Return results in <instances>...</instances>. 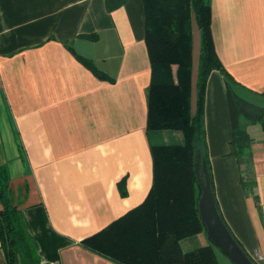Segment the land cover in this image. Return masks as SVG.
Segmentation results:
<instances>
[{
	"label": "crops",
	"instance_id": "0c3cea01",
	"mask_svg": "<svg viewBox=\"0 0 264 264\" xmlns=\"http://www.w3.org/2000/svg\"><path fill=\"white\" fill-rule=\"evenodd\" d=\"M191 31L194 114L200 54L194 20ZM211 34L235 91L263 105L264 0H211ZM72 52L110 79L97 78ZM150 78L141 0H122L110 11L108 0H0V184L21 211L42 264H115L80 242L144 201L152 145L183 143L180 130L147 129ZM203 126L221 219L248 258L264 252V130L247 125L251 160H238L218 70L207 79ZM242 180L253 186L245 189ZM202 246L213 248L218 264H233L205 228L180 241L184 252ZM0 264H8L1 243Z\"/></svg>",
	"mask_w": 264,
	"mask_h": 264
},
{
	"label": "trees",
	"instance_id": "16d2710c",
	"mask_svg": "<svg viewBox=\"0 0 264 264\" xmlns=\"http://www.w3.org/2000/svg\"><path fill=\"white\" fill-rule=\"evenodd\" d=\"M121 1L108 0V10ZM141 1L144 39L151 66L146 127L148 130H180L183 143L152 145V186L144 201L82 240L80 245L115 264H218L211 246L187 252L180 247L181 240L204 230L198 200L200 187L206 183L221 218L214 197L203 126L205 88L210 72L218 70L226 83L231 144L238 160H251L252 139L246 128L259 124L264 130V104L253 103L239 95L234 89L236 81L219 60L211 34V0ZM192 20L200 32L194 114L190 111ZM85 36L96 38L94 34ZM72 53L97 78L110 79L90 59ZM172 65L176 66L174 76ZM242 185L245 189L253 186L244 180ZM117 188L124 197L125 180L120 181ZM253 198L257 201L255 193ZM0 205V243L7 263L42 264L21 211L10 204L5 186L1 184Z\"/></svg>",
	"mask_w": 264,
	"mask_h": 264
},
{
	"label": "water",
	"instance_id": "95a60500",
	"mask_svg": "<svg viewBox=\"0 0 264 264\" xmlns=\"http://www.w3.org/2000/svg\"><path fill=\"white\" fill-rule=\"evenodd\" d=\"M198 210L210 242L233 264H254L233 239L220 218L208 183L200 187Z\"/></svg>",
	"mask_w": 264,
	"mask_h": 264
},
{
	"label": "built area",
	"instance_id": "2783aa9c",
	"mask_svg": "<svg viewBox=\"0 0 264 264\" xmlns=\"http://www.w3.org/2000/svg\"><path fill=\"white\" fill-rule=\"evenodd\" d=\"M249 259L254 264H264V252L260 250H253L249 254Z\"/></svg>",
	"mask_w": 264,
	"mask_h": 264
},
{
	"label": "rangeland",
	"instance_id": "374dc122",
	"mask_svg": "<svg viewBox=\"0 0 264 264\" xmlns=\"http://www.w3.org/2000/svg\"><path fill=\"white\" fill-rule=\"evenodd\" d=\"M223 254V253H222Z\"/></svg>",
	"mask_w": 264,
	"mask_h": 264
}]
</instances>
